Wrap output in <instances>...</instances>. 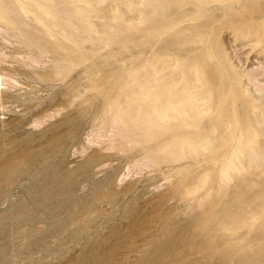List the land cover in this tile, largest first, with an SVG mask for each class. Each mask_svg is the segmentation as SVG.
<instances>
[{
  "label": "rangeland",
  "instance_id": "rangeland-1",
  "mask_svg": "<svg viewBox=\"0 0 264 264\" xmlns=\"http://www.w3.org/2000/svg\"><path fill=\"white\" fill-rule=\"evenodd\" d=\"M15 1L0 0V264H264L247 199L264 171V0ZM237 131L263 160L238 175L252 149L227 167Z\"/></svg>",
  "mask_w": 264,
  "mask_h": 264
},
{
  "label": "bare ground",
  "instance_id": "bare-ground-1",
  "mask_svg": "<svg viewBox=\"0 0 264 264\" xmlns=\"http://www.w3.org/2000/svg\"><path fill=\"white\" fill-rule=\"evenodd\" d=\"M11 1H12V0H11ZM17 1H18V0H17ZM17 1H15V2H17ZM26 1H27V0H26ZM43 1H45V0H43ZM48 1H52V0H48ZM58 1H59V0H58ZM78 1H79V3H81V0H77V2H78ZM13 2H14V1H13ZM18 2L20 3V1H18ZM34 2H35V1H34ZM34 2H33V3H34ZM46 2H47V0H46ZM52 2H53V1H52ZM54 2H56V1H54ZM75 2H76V1H75ZM82 2H83V1H82ZM85 2H86V1H85ZM87 2H88V0H87ZM35 3H38V2H35ZM35 3H34V5L36 6ZM59 3H61V2H59ZM83 3H84V2H83ZM83 3H81V4H83ZM6 4H9V3L6 2ZM20 4H22V3H20ZM20 4H19V6H20ZM38 4H39V3H38ZM38 4H37V5H38ZM61 4H62V3H61ZM86 4H87V3H86ZM16 5H17V3H16ZM130 5H131V4H130ZM10 6H11V5H10ZM17 6H18V5H17ZM42 6H44V5H42ZM21 7H22V6H21ZM38 7H39V6H38ZM40 7H41V5H40ZM40 7H39V9H40ZM0 8H1V7H0ZM44 8H45V7H43V8L41 7V9H44ZM50 8H51V7H50ZM50 8H49V9H50ZM3 9H5V8H3ZM13 9H15V8H13ZM22 9H23V8H22ZM22 9H21V10H22ZM24 9H25V8H24ZM39 9H38V10H39ZM46 9H48V7L45 8V10H46ZM15 10H16V9H15ZM0 11H2V8L0 9ZM22 11H23V10H22ZM51 11H52V8H51ZM7 12H8V11H7ZM29 12L32 13V11H29ZM29 12H28V13H29ZM45 12H46V11H45ZM45 12H44V13H45ZM48 12H49V11H48ZM48 12H46V13H48ZM52 12L54 13V11H52ZM74 12H75V11H74ZM2 13L4 14V13H6V11L3 10ZM25 13L28 14L27 11H25ZM25 13H23V15H24ZM31 13H30V14H31ZM34 13H35V12H34ZM34 13H33V14H34ZM46 13H45V14H46ZM62 13H64V12H62ZM77 13H78V12H77ZM81 13L83 14V12H81ZM8 14H9V12H8ZM8 14H7V15H8ZM45 14H44V15H45ZM51 14H52V13H50V15H51ZM64 14H66V13H64ZM4 15H5V14H4ZM23 15H22V16H23ZM48 15H49V13H48ZM48 15H47V16H48ZM75 15H76V14H75ZM8 16H9V15H8ZM12 16H13V15H12ZM12 16H11V14H10L9 17H12ZM25 16H26V15H25ZM28 16H30V15H28ZM33 16H34V15H33ZM47 16H45V17L47 18ZM52 16H53V14H52ZM76 16H77V15H76ZM15 17H16V16H14L13 18H15ZM16 18H18V17H16ZM30 18H31V17H30ZM52 18H53V17H52ZM11 19H12V18H11ZM47 19H49V16H48ZM71 19H72V18H71ZM2 20H3V19H2ZM13 20H14V19H13ZM72 20L75 21L74 19H72ZM10 21H11V20H10ZM39 21H40V20H39ZM47 21H48V20H47ZM14 22H16V21H14ZM59 26H60V25H59ZM172 27H174V26H172ZM53 28H55V27H53ZM60 29H61V28H60ZM168 30H169V28H168ZM49 33H50V32H49ZM49 33H48V35H49ZM196 38H197V37H196ZM196 38H195V39H196ZM75 41H76V40H75ZM99 41H100V40H99ZM198 44H199V43H198ZM199 45H200V44H199ZM75 53H76V52H75ZM211 53H212V51H211ZM208 55H209V54H208ZM211 57H212V56H211ZM225 57H226V56H225ZM205 58H206V57H205ZM207 61H208V59H207ZM145 62H146V61H145ZM212 62H213V61H212ZM206 63H207V62H206ZM208 63H209V62H208ZM210 64H211V63H210ZM157 65H158V64H157ZM205 65H206V64H205ZM263 65H264V64H263ZM174 66H175V65H174ZM204 67H205V66H204ZM211 67H212V66H211ZM171 68H172V67H171ZM206 68H207V67H206ZM164 69H165V68H164ZM210 69H212V68H210ZM210 69H209V70H210ZM162 71H163V70H162ZM217 71H218V70H217ZM159 72H160V71H159ZM164 72H165V71H164ZM164 72H163V74H164ZM210 72H211V71H210ZM255 72H256V71H255ZM215 73H216V71H215ZM248 73H249V72H248ZM257 73H258V72H257ZM257 73H254V74H257ZM159 75H160V74H159ZM259 75H260V74H259ZM146 76H147V75H146ZM153 76H154V74H153ZM191 76H192V75H191ZM213 76H214V75H213ZM151 77H152V75L149 76V79H150ZM178 77H179V76H178ZM193 77H194V76H193ZM250 77H251V76H250ZM180 78H181V77H180ZM180 78H179V81H180ZM194 78H195V77H194ZM194 78H193V79H194ZM254 78H255V76H254ZM152 79H153V78H152ZM177 79H178V78H177ZM144 80H145V83H146V79H144ZM144 80H143V81H144ZM191 80H192V78H191ZM251 80H252V79H251ZM256 80H257V79H256ZM177 81H178V80H177ZM177 81H176V82H177ZM179 81H178V82H179ZM194 81H197V78H196V80H193V82H194ZM109 82H110V81H109ZM153 82H155V80H153ZM252 82H253V81H252ZM142 83H143V82H142ZM248 83H249V82H248ZM166 84H167V83H166ZM186 84H187V83H186ZM186 84H185V85H186ZM190 84H191V82H190ZM258 84H259V82H258ZM258 84H257V86H258ZM110 85H111V84H110ZM110 85H108V86H110ZM164 85H165V84H164ZM195 85H196V84H194V86H195ZM253 85H254V84H253ZM173 86H174V87H175V86L177 87L178 85H177V83H176V84L173 85ZM245 86H246V85H245ZM245 86H243V89H244ZM257 86H256V88H259L260 85H259L258 87H257ZM139 87H140V86H139ZM163 87L166 88V86H163ZM168 87H169V86H168ZM168 87H167V88H168ZM171 87H172V86H171ZM190 87H191V89H190V91H191V90L193 89L192 84H191ZM195 87H196V86H195ZM195 87H194V88H195ZM199 87H200V86H199ZM238 87H239V86H238ZM125 88H126V87H125ZM169 88H170V87H169ZM200 88H202V87H200ZM200 88H199V89H200ZM222 88H223V86H222ZM256 88H254V89H256ZM150 89L152 90V88H150ZM150 89H149V90L146 89L145 92H147V90H148V91H151ZM196 89H197V87H196ZM229 89H230V88H229ZM139 90H140V89H139ZM139 90H138V92H140L141 95H138V94H137V95L141 97L143 94H142V92L139 91ZM160 90H161V88H160ZM172 90H175V89L172 88ZM186 90H187V89H185V91H186ZM188 90H189V88H188ZM257 90H260V88L257 89ZM257 90H256V91H257ZM167 91H168V90H167ZM190 91H188V92L190 93ZM245 91H246V89L244 90V92H245ZM182 92H183V91H182ZM134 93H135V92H134ZM136 93H137V92H136ZM148 93H149V92H148ZM167 93H170V92H167ZM179 93H181V92L179 91ZM170 94H171V93H170ZM195 94H196V93H195ZM254 94H255V93H254ZM174 95H175V94H173V96H174ZM189 95H191V93H190ZM192 95H193V93H192ZM192 95H191L190 97H188V99L191 98ZM125 96H126V95H125ZM132 96H136V95H135V94L133 95V93H132ZM132 96L130 97L131 100H132V101L130 100L131 102L134 101V100L132 99V98H133ZM138 96H137V97H138ZM143 96H146V93H145V95H143ZM164 96H165V95H164ZM173 96H172V97H173ZM178 96H179V95H178ZM180 96H181V95H180ZM207 96H208V95H207ZM137 97H136V98H137ZM156 97H158V95H157ZM162 97H163V96H162ZM198 97H199V96H198ZM204 97H205V96H204ZM204 97H203V98H200L201 101H202V99L204 100ZM247 97H248V95H247ZM130 98H129V99H130ZM174 98L176 99V96H174L173 99H174ZM177 98H178V97H177ZM193 98H194V97H193ZM193 98H192V100H193ZM224 98H225V97H224ZM126 99H127V98H126ZM129 99H127L126 101H128ZM139 99H140V101L142 100L141 98H139ZM179 99H180V98L176 99L175 101H177V100H179ZM184 99L186 100V98H184ZM184 99L182 98V100H184ZM196 99H198V98H195V101H196ZM206 99H207V97H206ZM206 99H205V100H206ZM254 99H255V98H254ZM137 100H138V99H137ZM137 100H136V101H137ZM155 100H156V98H155ZM161 100H162V99H161ZM180 100H181V99H180ZM207 100H209V99H207ZM126 101H125V103H129V101H128V102H126ZM143 101H144V100H143ZM156 101H158V99H157ZM156 101H155V103H156ZM162 101H164V100H162ZM165 101H166V100H165ZM188 101H189V100H188ZM223 101H224V100H223ZM152 102H153V101H152ZM152 102H151V103H152ZM168 102H169V101L167 100L165 104H167ZM178 102H179V101H178ZM190 102H191V99H190ZM199 102H200V101H199ZM163 103H164V102H163ZM171 103H172V101H170V104H171ZM181 103H185V102H182V101H181ZM181 103H180L179 106H181ZM188 103H189V102H188ZM165 104H164V105H165ZM168 104H169V103H168ZM168 104H167V105H168ZM173 104H174V103H173ZM173 104H171V105H173ZM164 105H163V107L166 108L167 105H166V106H164ZM191 105H195V104L192 103V104H190V106H191ZM200 105L202 106V104H199V105L196 106V108H197L198 106H200ZM218 105H219V104H218ZM128 106H129V105H128ZM155 106H156V105H155ZM169 106H170V105H168V107H167L166 109H168ZM204 106H205V105H204ZM204 106H203V107H204ZM152 107H154V106H152ZM163 107H162V108H163ZM171 107H172V106H171ZM191 107H192V106H191ZM207 107H208V106H207ZM145 108H146V107H145ZM173 108H174V107H173ZM175 108H177V105H176ZM175 108H174V109H175ZM196 108H195V106H194L193 109H196ZM232 108H233V106H232ZM154 109H155V108H154ZM157 109H158V110L155 109V114H156V115H153V112H151V113H152V114H151L152 118H150V119L153 120V117H154V121H153V122L157 121V120H155L156 118L159 119V120H161L159 117H162V116H159V117H158L157 115H158L163 109H161V110H159L160 108H157ZM182 109H183V107H182ZM184 109H186V108H184ZM139 110H140V108H139ZM139 110H137V114H138V115H139V113H138ZM177 110H179V108H178ZM177 110L175 109V111H177ZM180 110H181V108H180ZM197 110H198V108H197ZM197 110H196V111H197ZM151 111H152V110H151ZM164 111H165V109L163 110V112H164ZM166 111L169 112L170 109H168V110H166ZM184 111H185V110H184ZM184 111H183V112H184ZM196 111H195V112H196ZM201 111H202V110H201ZM201 111H199V112L197 111V112H198V113H201ZM209 111H210V110H209L208 108H204L203 111H202V113L205 114V113H208ZM233 111H235V110H233ZM254 111H255V110H254ZM256 111H257V109H256ZM256 111H255V113H253V112H252V113L256 115V113H257ZM163 112L161 113V115H163ZM181 112H182V110H181ZM181 112H180V113H181ZM189 112H191V111H189ZM193 112H194V110H193ZM195 112H194V113H195ZM214 112H215V111H214ZM166 113H167V112H166ZM166 113H165V115H166ZM173 113H174V110H173ZM180 113H179V111H178L176 114H177V115H181ZM194 113H193V114H194ZM198 113H197V114H198ZM234 113H235V112H234ZM148 114H150L149 111H148L147 115H148ZM185 114L187 115L188 113H185V112H184V115H185ZM193 114L191 113V115H193ZM261 114H262V113H261ZM138 115H137V117H138ZM143 115H145V113H144ZM143 115H142V116H143ZM194 115H196V114H194ZM198 115H199V114H198ZM257 115H258V114H257ZM262 115H263V114H262ZM262 115H259L258 117H259V118H260V117H263ZM135 116H136V115H135ZM135 116H134V118H135ZM145 116H146V115H145ZM148 116H149V115H148ZM166 116H167V115H166ZM166 116H165V117H166ZM200 116H201V115H200ZM200 116H198V117H200ZM143 117H144V116H143ZM155 117H156V118H155ZM163 117H164V116H163ZM182 117H183V115H182ZM198 117H196L197 119L194 118V120H195V119H196V120H199ZM201 117H202V116H201ZM201 117H200V118H201ZM167 118H168V117H167ZM188 118H190V116L187 117V119H188ZM256 118H257V116H256ZM138 119H139V118H138ZM164 119H165V118H164ZM170 119H171V121H172V118H168V122H169ZM174 119H175V118H174ZM207 119H208V118H207ZM145 120H146V118H145ZM147 120H148V121H151V120H149V118H147ZM166 120H167V119H166ZM189 120H190V119H189ZM196 120H195V121H196ZM259 120H260V119H259ZM261 120H262V121H260V122H261V123H264V122H263V121H264V117L261 118ZM139 121H140V120H139ZM162 121H163V123H164L163 118H162ZM175 121H176V120H175ZM178 121H179V120H178ZM142 122H143V121H142ZM145 122H146V124L144 125V123H143V125H144V127H145V129H146L147 121H145ZM159 122H160V121H159ZM168 122H166V123L169 124L170 122H169V123H168ZM172 122H174V121H172ZM206 122H207V121H206ZM257 122H258V121H257ZM148 123H149V122H148ZM185 123H186V122H185ZM236 123H237V122H236ZM261 123H258V124H261ZM151 124H152V123H151ZM151 124L149 123L150 127H151ZM155 124L158 125L157 123H155ZM171 124H172V123H171ZM171 124H170V125H171ZM180 124H182V123H180ZM238 124H239V123H238ZM137 125H139V124H137ZM140 125H142V124L140 123ZM173 125L175 126V123H173L172 126H173ZM189 125H190V124H189ZM202 125H203V124H202ZM239 125H241V123H240ZM239 125H238V126H239ZM245 125H246V124H245ZM176 126H177V124H176ZM178 126H179V124H178ZM178 126H177V127H178ZM184 126H185V128H186L188 125H184ZM247 126H248V125H247ZM152 127H155V126H152ZM179 127H180V126H179ZM202 127H203V126H202ZM239 127H240V126H239ZM248 127H249V126H248ZM148 128H149V127H148ZM180 128H181V127H180ZM189 128H190V127H189ZM189 128H188V129H189ZM192 128H193V127H192ZM150 129L152 130V128H150ZM155 129H156V127H155ZM167 129H168V128H167ZM186 129H187V128H186ZM193 129H194V128H193ZM201 129H202V128H201ZM141 130H144V128H142ZM147 130H148V135L150 136V133H149L150 131H149V129H147ZM162 130H163V129H162ZM145 131H146V130H145ZM160 131H161V129H160ZM164 131H165V130H164ZM187 131H188V130H187ZM189 131H190V130H189ZM189 131H188V133H189ZM194 131H195V130H194ZM196 131H197V130H196ZM196 131H195V132H196ZM215 131H216V130H215ZM215 131H213V133H215ZM151 132H152V131H151ZM165 132H167V131H165ZM232 132H233V131H232ZM237 132H238V131H237ZM211 133H212V132H211ZM262 133H263V132H262ZM262 133H261V134H262ZM146 134H147V132H146ZM160 134H161V133H160ZM196 134H197V133H196ZM251 134H252V133H251ZM142 135H143V133H142ZM148 135H147V136H148ZM210 135H211V134H210ZM212 135H213V134H212ZM263 135H264V133H263ZM263 135H262V136H263ZM192 136H193V135H192ZM232 136H233V144H232V146H231V148H230V150H229V154L227 153V154L229 155V157L226 155L227 157H226V159H225L226 164L229 165V166H227V167H229L230 170H231V168H232V170H234V171H235V170L237 169V167H238V170H236V172L239 171V170H240V171H242V170L247 171L246 169H248V166H249V167H252L251 165H254V164H251V163H257L258 160L260 161L259 157L256 156V155H258V156H260V158H261V155L258 154V153H259V148H258V153H257L256 155H253V154L256 153V152H253V154H252V155H253L252 162H250L249 160H251V157H252L251 152L255 150L254 148L252 149L253 146H251V145L249 144V142H251V140L249 139L250 136L247 137V135H245V136H244V135H240L239 132L236 133V134H233ZM252 136H253V135H252ZM252 136H251V137H252ZM209 137H210V136H209ZM254 137H255V135L252 137V138H253L252 142H254V139H255ZM234 138H235V140H234ZM252 138H251V139H252ZM201 139H202V138H201ZM209 139H210V138H209ZM209 139L205 138L204 142H207V140L209 141V143H210V141H214V140H213L214 138L211 139V140H209ZM215 142H216V141H215ZM181 143H182V142H181ZM183 143H184V142H183ZM191 143H192V142H191ZM196 143H197V142H196ZM199 143H200V147H201V142H198L197 144L199 145ZM213 143H214V142H213ZM255 143H258V142H256V140H255L254 145H256ZM252 144H253V143H252ZM258 144H259V143H258ZM193 145H194V144H193ZM207 145L210 147V145H212V144L210 143V144H207ZM248 145H250V148H251L252 150H250L249 148L244 149V147H245V146L247 147ZM180 146L183 147V145H180ZM180 146H178V147H180ZM184 146H185V145H184ZM191 146H192V145H191ZM188 147H189V146H188ZM197 147H198V146H197ZM197 147H193V148H197ZM202 147L204 148V144H202ZM202 147H201V148H202ZM242 147H243V148H242ZM257 147H259V145H258ZM190 148H191V147H190ZM190 148H189V149H190ZM215 148H216V147H215ZM255 148H256V147H255ZM180 149H181V148H180ZM187 149H188V148L186 147V150H187ZM198 149H200V148L198 147ZM225 149H226V148H225ZM247 149H249V150H247ZM201 150H202V149H201ZM203 150H204V149H203ZM219 150H220V149H219ZM244 150L249 151V152L246 151V154H247V155H245V156H244V154H242V152H243ZM256 150H257V149H256ZM256 150H255V151H256ZM193 151H195V150H193ZM204 151H205V150H204ZM195 152L197 153L198 151H195ZM195 152H194V153H195ZM200 152H202V151H200ZM222 152H223V150H222ZM238 152H241V153H239V154H242V156H241V155H240V156H241L242 158L244 157V158H245V159L243 158L244 160H242L241 158L237 157V155H235V154L238 153ZM188 153H189V152H188ZM190 153H192V152H190ZM244 153H245V152H244ZM248 153H249V154H248ZM184 154L186 155V153H184ZM184 154H183V155H184ZM192 154H193V153H192ZM193 155L196 156V154H193ZM202 155H203V153H202ZM214 155H216V154H214ZM248 155H249V156L251 155L250 158H249ZM262 155H263V154H262ZM197 156H199V155H197ZM197 156H196V157H197ZM218 156H219V155H218ZM254 156H256V159H258L257 162H255L256 160H254V162H253V159H255ZM220 157H221V156H220ZM212 158H214V156H213ZM218 158H219V157H217V159H218ZM222 158H223V157H222ZM222 158H221V159H222ZM237 158H238V160L241 159V160H239V162H240L241 164H240V165H236L237 167H236V169H234V168H235V165H234V164H235V163H236V164H239V163L237 162L238 160H236ZM262 158H264V157H262ZM262 158H261V161H263ZM215 159H216V157H215ZM219 159H220V158H219ZM209 160H210V159H209ZM207 161H208V160H207ZM248 162H249L251 165H250V164H247ZM233 165H234V167H233ZM241 165H242V166H241ZM247 165H248V166H247ZM258 165H259V164H258ZM258 165H256V167H259V168H260L261 165H260V166H258ZM240 166H241V167H240ZM259 168H257V169H259ZM255 169H256V168H255ZM249 170H250V168H249ZM244 171H242V172L244 173ZM236 172H231V173H233V174L235 175ZM242 172H237V175H238V173L241 174ZM229 174H230V173H229ZM259 176L262 177V180H260V182H259V184L261 185V190H259V191L256 192L255 194H251V193H248V192H247V196H248L247 199H248V200H249V199H250V200H253V201L256 203L257 208L260 209V212H261V213H264V171H263L261 174H259ZM229 177H232V174H231V176L228 175V179H230ZM232 178H233V177H232ZM244 178H245V177H244ZM228 181H229V180H228ZM230 181H233V180H230ZM230 181H229V182H230ZM229 182H228V183H229ZM234 182H235V181H233V183H234ZM236 182H237V181H236ZM231 183H232V182H231ZM227 189H228V188H227ZM227 191H228V190H227ZM252 204H253V203H251V205H252ZM251 207H252V206H251ZM258 220H259V219H258ZM256 221H257V220H256ZM252 222H253V221H252ZM252 222H251V223H252ZM252 225H253V224H252ZM252 225H251V226H252ZM253 226H254V225H253ZM248 231H250V229H248Z\"/></svg>",
  "mask_w": 264,
  "mask_h": 264
}]
</instances>
